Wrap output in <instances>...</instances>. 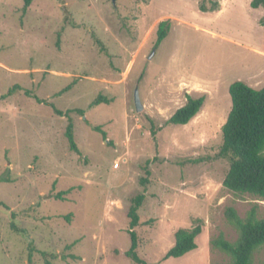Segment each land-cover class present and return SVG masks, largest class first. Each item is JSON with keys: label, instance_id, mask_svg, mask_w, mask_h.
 Segmentation results:
<instances>
[{"label": "rangeland", "instance_id": "1", "mask_svg": "<svg viewBox=\"0 0 264 264\" xmlns=\"http://www.w3.org/2000/svg\"><path fill=\"white\" fill-rule=\"evenodd\" d=\"M24 2L0 0V264H134L125 253L137 195L140 259L230 264L210 246L219 235L236 240L225 210L245 218L256 207L264 218V199L223 187L230 165L219 156L229 86L264 87V8L251 0ZM187 97L205 98L199 113L188 125L167 124ZM49 105L71 112L58 116ZM68 118L79 153L66 138ZM196 221L197 248L164 261L175 232ZM253 264H264V248Z\"/></svg>", "mask_w": 264, "mask_h": 264}, {"label": "trees", "instance_id": "2", "mask_svg": "<svg viewBox=\"0 0 264 264\" xmlns=\"http://www.w3.org/2000/svg\"><path fill=\"white\" fill-rule=\"evenodd\" d=\"M24 8L27 9L32 0H24ZM215 3L210 12L217 11ZM252 9L264 8V0H251ZM202 12H208L203 5L199 8ZM264 25V17L260 20ZM169 31L168 21L161 22L157 29L155 46H159L166 38ZM14 89V88H13ZM11 89L8 94L13 91ZM229 96L231 99V109L227 120L221 128L222 144L219 148V156L229 161V169L223 180V187L236 194H248L260 199H264V87L255 90L243 82H234L229 86ZM43 104L44 101L36 99ZM205 98L187 97L185 104L177 109L169 118L167 124L184 126L199 113L204 104ZM102 98L98 97L92 103L98 105ZM53 111L58 116H66L71 111L65 113L55 109ZM79 115H83L82 110H77ZM66 128V138L70 149L79 153L73 139V123L68 118ZM105 139V133L99 128H94ZM146 175L149 171L146 170ZM141 185L147 183V179H141ZM61 198V194L57 195ZM143 195H137L131 200L127 212L129 220L128 236L130 238V248L125 253L134 264H147L137 255V236L133 231L139 225L138 210L141 207ZM227 223L235 230L237 237L234 242L227 241L222 235L211 241L212 248L225 254L230 259V264H253L254 255L264 248V218H258L257 208L252 207L245 218L238 216L232 208L225 210ZM200 221L191 228L178 229L174 234V245L165 254L163 260L179 259L197 248L196 238L201 234ZM46 264H50L47 262Z\"/></svg>", "mask_w": 264, "mask_h": 264}, {"label": "water", "instance_id": "3", "mask_svg": "<svg viewBox=\"0 0 264 264\" xmlns=\"http://www.w3.org/2000/svg\"><path fill=\"white\" fill-rule=\"evenodd\" d=\"M111 1L112 3H114L113 5L116 4L115 3L116 0H111ZM133 102H134V107H135L136 112H141L143 108H142V104L140 101L138 90H135L133 93Z\"/></svg>", "mask_w": 264, "mask_h": 264}]
</instances>
